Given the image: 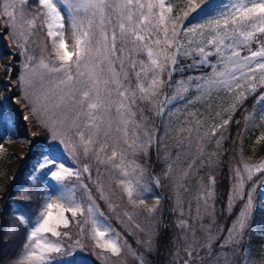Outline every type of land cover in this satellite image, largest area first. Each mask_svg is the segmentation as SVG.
Wrapping results in <instances>:
<instances>
[{"label":"snow or ice","instance_id":"1","mask_svg":"<svg viewBox=\"0 0 264 264\" xmlns=\"http://www.w3.org/2000/svg\"><path fill=\"white\" fill-rule=\"evenodd\" d=\"M36 3L40 9L36 15H30V9L25 8L28 0H3L0 4V41L8 49L0 54V86L6 93L0 99V154L6 152L5 142L21 139L15 119V106L21 101L28 112L20 119H34L46 136L37 165L46 169L42 180L47 181L40 211L32 216L17 214L27 233L22 254L13 264H76L74 259L55 257L67 255L65 249L70 245L64 239H72L66 230L73 222L80 233L84 232L77 216L85 217V222L91 220V239L96 248L122 259L125 248L120 243V233L107 223L101 211V203H107L108 211L116 212L118 205L111 200L115 193H106L99 176L93 180L89 164L81 161L94 154L91 146L99 142L101 134L103 143L108 144L114 112L115 131L122 132L128 148L149 159L156 157L155 163H159L161 138H166V145L167 139L179 137L174 150L163 156L164 177L174 188L191 194L186 182L199 168L214 163V153L205 156L206 146L220 145L224 137L217 133L232 122L237 105L243 107L249 96L254 97L261 106L259 119L264 121V0H180L179 5L175 0ZM178 7L182 15H173ZM37 16L42 19L41 27L46 28L59 62L51 66L44 60L34 63L35 57L30 54ZM66 26L74 40L71 49L65 39ZM45 73L58 75L54 87L49 86L53 81L46 79ZM241 88L244 91L234 98L229 115L218 122L204 124L198 110H193L195 105L207 110L222 95ZM181 114L183 120L171 119ZM153 116L160 118L155 134L149 123ZM38 135L28 132L24 137L30 152L35 147L33 138ZM261 141L264 133L257 143ZM118 152L120 164L112 166L126 177V153L113 146L111 158L115 159ZM68 157L74 161L73 166L64 163ZM95 158L99 161L98 155ZM229 173L231 183L224 201L227 227H220L214 215L215 175L209 173L197 181L198 191L193 196L197 207L193 211L189 202L187 216L181 204L183 196L179 192L174 196L175 231L163 244L170 253L169 264L172 259L178 264H252L248 250L241 246L255 212L264 213V191L260 193L261 203H254L252 196L258 185H264V157L254 165L242 158ZM116 183L120 197L131 209L144 207V213L124 211L128 221L145 213L158 219L161 197H154L156 205L149 207L142 188L124 179ZM23 191L14 183L0 199L15 201ZM201 206L205 211L213 210L208 225L203 223ZM11 207L8 204L5 208V217ZM100 217L105 219L101 221ZM6 224L5 219H0V226ZM132 227L135 231L127 235L139 233L145 239L140 242V250L132 249L127 240L124 245L137 264H148L141 253L149 250L154 238L162 242L169 235L168 228L161 232L158 223L146 229L138 221ZM80 264L87 262L81 260Z\"/></svg>","mask_w":264,"mask_h":264},{"label":"rangeland","instance_id":"2","mask_svg":"<svg viewBox=\"0 0 264 264\" xmlns=\"http://www.w3.org/2000/svg\"><path fill=\"white\" fill-rule=\"evenodd\" d=\"M3 0H0V4H2ZM175 2L179 5L180 0H175ZM203 2H207V0H203ZM25 8L30 9V15H36L40 9L37 6V3H34L33 0H28V4L25 5ZM173 15H182V12L179 11V7L174 11ZM2 18V17H0ZM37 28L34 30V35L32 39H36L38 37V30L43 29L45 35H46V28L41 27L42 19L37 16ZM6 28V26H5ZM47 37V36H46ZM65 39L68 41L70 49L72 44L74 43V40L71 37V30L66 26L65 28ZM33 40V41H34ZM34 41V43L36 42ZM31 44L30 48V54L34 55L35 60L34 63H39L40 60H44L46 63H48L50 66L54 63H59L56 58L55 54L52 49V44L50 39L47 38V42L44 44V47H38L37 45ZM50 47V48H49ZM8 51L7 48L3 47V45L0 43V54H4ZM12 51H17V49L12 48ZM53 56H52V55ZM75 59V58H74ZM0 63H3V61H0ZM44 71V70H41ZM46 79L53 81L52 84H50V87H54V81L58 79L57 74H49L45 73ZM2 79V77H1ZM244 89L241 88L237 90L236 92H233L230 95H222L213 105L211 108L205 110L200 105H195L193 107L194 111H197L199 119L204 124H209L213 122H218L222 118H226L229 115L228 109L233 103L234 98L238 97L240 92H243ZM6 95L4 90H2V99ZM239 105H237L238 108ZM191 107V106H190ZM260 107L257 109L251 108L248 110H245L240 116H238L237 120L239 121L240 125V136H239V156H235L233 159V164L229 163L231 167L237 166L240 160L243 158L246 160L249 164H256L260 162L261 158L264 157V141H261L257 143L258 137L264 133V121H261L259 118L257 119V114L260 116ZM15 119L16 121H19L20 124L25 125L30 132H38L40 135H38L35 138H46L43 129L37 124V122L34 119L29 120L28 122H24L20 119V117L23 114H26L28 112V109L23 107V101H21V104L15 106ZM259 110V111H258ZM236 114V112H235ZM234 115H232V120L234 118ZM246 116H251V119L245 120L244 118ZM113 118V130L110 133L109 142L108 144H104V137L101 134L99 137V142L92 145L91 147L94 149V154L90 156V158L87 161H81V163L87 162L89 164V167L93 173V180H96L97 175L99 176L100 181L104 184L106 193H115L114 195H111V200L118 205L116 208L115 213H110L108 211V205L107 203H101V211L105 213V217L107 218V223H109L113 228L116 229L117 232L120 233V243L125 248L123 258L122 259H116L114 257H111L107 253H102L100 249L95 247L94 241L91 239V228L92 223L91 220H88L85 222V217L77 216L76 219L81 222V226L84 228V232L80 233L78 230L77 225L75 222L71 224L69 229L66 231L71 233L72 239L67 240L64 239V243L66 245H70V247H67L65 249V252L67 255H57L55 258L57 260L64 259H74L76 264H80V261H86L87 264H137L136 258L131 255V253L128 251L127 246L124 245V241L127 240V244L131 245L132 249L140 250V242L145 239L144 235H141L139 233H136L134 236L127 235V233L134 232V228L132 227V224L136 221H138L143 227L150 228L153 226H156L159 222L160 214L163 213L162 208V199H163V191L166 189V186L170 184L172 187V183L170 180L165 179L164 177V159L163 156L166 152H172L174 150L173 146L176 144V140L179 139V137H176L174 139H167V144L165 145L164 139L161 138V146H160V158L159 163H155L154 161L157 159L156 157H152L149 159L148 157L143 156L141 153L136 152L133 153L132 149H129L127 144L124 141L122 132L115 131V121L117 119L116 114L112 113ZM171 119L173 120H183L184 116L183 114L178 116H172ZM150 131L155 134L157 131V127L160 124V118L157 116H153L150 120ZM231 124V123H230ZM229 125L225 129H222L221 132L217 133V136L223 134V140L221 141L220 145L217 147L215 144H208L206 146L205 156L207 157L208 154L214 153V163L210 166L205 165L202 166L203 171L198 172L197 177H195L196 174L192 177V179L188 180L186 182L187 187L190 190L191 194H185L183 188H176L175 194L173 196H170V205L172 207V211H170L171 215L177 219L174 211V196L177 192H179L183 199L181 201V204L185 210V216H187V205L190 202L191 207L193 211L197 207V202L195 199H193V196L197 193L198 187H197V181L200 180L201 177L206 176V174L211 173L212 175H215L216 177V185H215V208H214V215L216 220L218 221V212L216 211V201L217 199L221 200L223 202V197L228 195V192L222 196L219 194V179H218V173L219 168L221 165L222 160H224L225 156L228 154V148L225 146L227 143L230 129ZM106 127V126H105ZM25 129V128H24ZM255 131L254 136L252 137V145L250 151L247 152L243 148L244 144V137H247L249 134V131ZM131 131V129H130ZM21 133V132H20ZM27 135V133L23 134L21 133V139L19 142H12V143H4V147L6 149V152L3 154H0V196L3 195V193L6 191L4 189L5 186L10 187L14 183H17V181L20 180V172L21 170L17 171V169L14 168V163L18 158L22 157L24 158L25 154L29 151V144L27 140L24 139V137ZM34 139V138H33ZM128 143H131L129 140ZM195 143V140H194ZM207 143V142H205ZM113 146L124 153H126L123 166H125V170L128 172V176H123L119 170V168L113 167L114 164H120V155L118 152V155L115 157V159L111 158ZM103 148V151H100V148ZM99 156V161L96 160L95 156ZM149 155H151V152H149ZM77 156H79V153H77ZM64 163L69 166L74 165V161L70 157L65 158ZM24 164V162H23ZM38 163L36 164L35 168L32 169V171L27 175V186L24 188L23 192H20L17 196L15 201H7L6 198L0 199V211L4 213L5 208L8 204H11V210L9 211L8 215L5 217L2 216V219H5L7 224L5 226H1L2 234L6 240H11L12 247L14 250V254H9V248L7 246L6 250L3 252V250H0V264H13V261L22 254L21 248L24 242L22 244L18 243V246H15L17 244V241L14 240L15 238H19V233L15 234L13 225H19L21 224L20 221L17 219L18 213H27L29 216L32 215H38L40 211V205H41V197L43 191H45V184L47 181H43V172L46 171V169H39L37 168ZM15 169V170H13ZM195 177V178H194ZM254 178V177H253ZM120 179H124L126 181H131L132 184L137 188L143 189V195L145 197V203L151 207L156 205V201L154 197H161L160 204L158 207V213L156 214L158 219L153 220L150 215L143 214V215H135L133 217V221L130 222L127 220V218L123 215L124 211H133L135 213H144V207L139 206L135 209H131L126 202V199H122L120 197L119 189L117 187V181ZM254 179H259V176ZM160 181L159 186H157V181ZM86 182H88L86 180ZM174 188V187H173ZM260 188V189H259ZM264 191V185H258L256 187L255 192L252 193L254 203L258 204L261 203L259 200L260 193ZM93 192L95 194V189L93 188ZM77 198H79L80 193L79 190L76 193ZM226 200V198H225ZM211 203V201H209ZM239 201H236V206L238 205ZM202 205V202H201ZM224 206V202H223ZM0 212V213H1ZM225 212V211H224ZM225 219L227 217V213L225 212ZM263 213L258 211L257 217H261ZM201 216L203 223L205 225H208L209 222L213 218V210L209 209L208 211L204 210V207L201 206ZM105 217H100L99 219L103 221ZM69 218L70 214H69ZM1 219V216H0ZM227 220V219H226ZM225 220H220L219 226L224 227ZM264 223V220H263ZM23 225V224H21ZM23 229L26 228L25 225H23ZM227 227V226H226ZM256 227V226H254ZM62 231H65L62 229ZM27 233V228H26ZM254 235H256L257 238L262 239L263 241L260 244V248L262 250L258 251L257 246L255 244H251L245 240L244 244L241 246L242 248H245L248 250L247 255L250 257L252 264H262V261H264V225L260 224L256 229H254ZM12 236V237H10ZM26 236V234H25ZM10 237V238H9ZM14 238V239H12ZM79 240L80 243L76 244V241ZM10 243V242H9ZM159 247V241L154 238L153 243L149 250L147 252H142V256L145 260L148 261V264H153L151 262L152 255L155 254V250ZM165 250L162 249V260L169 261L170 259V253L167 255H164ZM204 252H201V255H204ZM183 255V254H182ZM165 257V258H164ZM156 258V257H155ZM155 263H157L155 259ZM245 264L247 262L245 261Z\"/></svg>","mask_w":264,"mask_h":264},{"label":"trees","instance_id":"3","mask_svg":"<svg viewBox=\"0 0 264 264\" xmlns=\"http://www.w3.org/2000/svg\"><path fill=\"white\" fill-rule=\"evenodd\" d=\"M34 3H36V0H33ZM6 29V28H5ZM34 40V39H32ZM36 40V39H35ZM34 40V41H35ZM47 42V37L43 31V29L38 30V37L36 42L34 43L35 45H37L38 47H44V44ZM33 45V43H32ZM31 48V46H30ZM50 48V47H49ZM52 55V54H51ZM53 56V55H52ZM1 79V77H0ZM2 90L3 87L0 86V99H2ZM12 95H18V93L13 92ZM260 105L255 103V98L252 96H249V99L247 101L244 102L243 107H241L240 105L237 108L236 114L229 126L230 129V133H229V137L227 140V143L225 144V146H227L228 148V154L225 156L224 160H222L220 168H219V173H218V179H219V194L222 196L224 195V193L226 194L229 191L230 188V173H229V169L232 168L231 165L229 163L233 164V159L235 158V156H239L240 151H239V136H240V123H237V118L238 116H240L245 110L251 109V108H255L257 109ZM18 107V105H17ZM259 111V110H258ZM259 118V114H257V119ZM17 123L19 124V131L23 134L30 132L29 129L23 125L20 124L19 121H17ZM25 128V129H24ZM255 131L251 130L249 131V134L247 135V137H244V144H243V148L245 151L243 152H247L248 150L250 151L251 149V145H252V137L254 136ZM43 137H39V138H35L33 139L35 147H33L32 151H28V153L25 154L24 158H18V160L15 161L14 163V168L17 169V171L21 170L20 172V180L17 181L16 183V187L17 189H20L21 187L25 188L27 186V180L26 177L27 175L32 171V169L35 168L36 164L38 163V158H39V152H40V148H41V143L43 141ZM24 162V164H23ZM13 169V170H15ZM202 172L203 169L202 167L199 168V170H197L194 174L195 177H197L198 172ZM193 174V176H194ZM192 176V177H193ZM194 177V178H195ZM254 178H257V176H254ZM253 178V179H254ZM262 186V185H261ZM8 188V184L7 186L4 187L5 190H7ZM260 189V188H259ZM176 188H173L170 184H168V186H166V189L163 191V199H162V208H163V213L160 214V218H159V226H160V231L163 232L164 228L167 227L168 228V232L169 235L166 236L164 238V240L161 242L159 241V247H157V249L155 250V254L152 255V260L151 262L153 264H169V261H164L162 260L161 254H162V249H164L163 244H167L168 240L170 239L171 234L175 231L173 225L175 222V217L171 215L170 213V209H172L171 205H170V196H173L175 194ZM226 195L223 197V202L225 201ZM223 202L219 199H217L216 201V211L218 212V223L220 222V220H225V224L224 227L227 226L228 221L225 219V212H224V206H223ZM238 205H240V202L238 203ZM1 212V211H0ZM258 214V211L255 212V218H254V222L250 223V226L245 234V240L251 244H255V246H257V250L260 251L262 250L259 246L261 244V242L263 241L262 239H259L256 237V235H254V229H256L258 226H260V224H263V220H264V213L261 217H257L256 215ZM1 219L3 216V213H0ZM256 226V227H254ZM223 227V226H222ZM15 234L19 233V238H12L14 240L17 241V244L15 246H18L20 244H22V242H24L25 240V234H26V228L23 229V225H19V223L15 226L13 225ZM2 234V230H1V226H0V250H3V252L6 250L7 246L9 248L8 253L9 254H14V250L12 247V243L11 240H8L6 238L5 241H3L5 239V237H3ZM12 237V236H10ZM9 237V238H10ZM10 242V243H9ZM158 242V241H157ZM8 244V245H7ZM167 255L169 252H166ZM183 253H181L182 256ZM156 257V258H155ZM165 258V257H164ZM155 259L157 261V263H155ZM171 264H178V261L175 259L171 260Z\"/></svg>","mask_w":264,"mask_h":264},{"label":"water","instance_id":"4","mask_svg":"<svg viewBox=\"0 0 264 264\" xmlns=\"http://www.w3.org/2000/svg\"><path fill=\"white\" fill-rule=\"evenodd\" d=\"M0 43L3 45V47H5V46H4V41H0Z\"/></svg>","mask_w":264,"mask_h":264}]
</instances>
